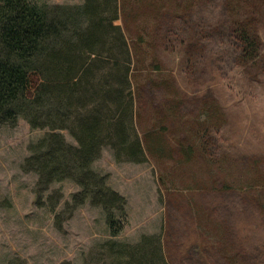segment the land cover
Returning <instances> with one entry per match:
<instances>
[{
  "label": "rangeland",
  "instance_id": "rangeland-1",
  "mask_svg": "<svg viewBox=\"0 0 264 264\" xmlns=\"http://www.w3.org/2000/svg\"><path fill=\"white\" fill-rule=\"evenodd\" d=\"M119 4L136 131L164 151L132 162L104 146L92 163L126 200L111 235L101 207L72 205L71 181L35 193L23 162L44 130L23 119L2 125L0 264H111L108 242L153 233L170 264H264V0ZM244 26L259 38L253 60L240 55Z\"/></svg>",
  "mask_w": 264,
  "mask_h": 264
},
{
  "label": "trees",
  "instance_id": "trees-1",
  "mask_svg": "<svg viewBox=\"0 0 264 264\" xmlns=\"http://www.w3.org/2000/svg\"><path fill=\"white\" fill-rule=\"evenodd\" d=\"M119 18V0H0V127L23 119L44 130L23 162L37 177L35 193L71 181L79 188L72 205L101 207L111 235L123 227L126 200L92 163L104 146L116 160L132 162L144 161L145 151H164L158 139L148 140L141 130L143 143L136 131L131 53L114 23ZM248 32L244 26L238 35L240 55L253 60L259 38ZM108 243L111 264H170L155 233L141 235L136 244Z\"/></svg>",
  "mask_w": 264,
  "mask_h": 264
}]
</instances>
